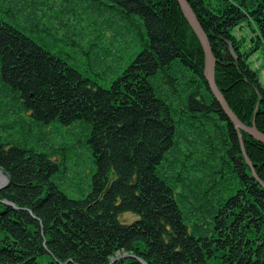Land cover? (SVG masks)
I'll return each mask as SVG.
<instances>
[{"label": "trees", "instance_id": "16d2710c", "mask_svg": "<svg viewBox=\"0 0 264 264\" xmlns=\"http://www.w3.org/2000/svg\"><path fill=\"white\" fill-rule=\"evenodd\" d=\"M187 1L213 46L219 88L264 132V87L250 62L264 50V0ZM187 22L177 0H0V169L9 178L0 199L17 205L0 203V238L9 233L18 249H0V264H110L117 252L149 264H264V188ZM246 23L250 50L233 35ZM242 134L264 182V143ZM80 159L90 172L72 166ZM78 173L87 192L73 197L61 185ZM126 212L137 219L123 222ZM28 224L40 239L36 225L46 231L47 247L28 239Z\"/></svg>", "mask_w": 264, "mask_h": 264}, {"label": "rangeland", "instance_id": "374dc122", "mask_svg": "<svg viewBox=\"0 0 264 264\" xmlns=\"http://www.w3.org/2000/svg\"><path fill=\"white\" fill-rule=\"evenodd\" d=\"M187 23H188V25L191 26V24L189 22H187ZM235 33H236V37L238 39L243 40V42H244L243 48L250 50L251 48L254 47L255 44L253 45L252 37L255 36V33L253 32V30L251 29V27L249 26L248 23L244 24L241 27H237L235 29ZM229 42L232 43V41H229ZM62 43L63 42H61V44ZM227 45H228V43H227ZM232 45H233V43H232ZM227 47H226V49H227ZM138 49L135 50V48L133 47L132 51L130 48L128 50L127 49L122 50L117 56V60L119 59L118 65L116 67H109V68L106 67V72H102L100 76H97L99 82L101 84L108 85L111 82V80L117 76L115 73L112 72V70L115 69V71L117 73L121 72L122 70L117 69V68L119 66H121L122 68L127 66L129 61L134 56L133 53H136L137 51H139ZM204 54H205V52H204ZM120 56H123L124 61H120V60H122V59H120ZM205 61H206V59H205ZM250 62H251L253 67L258 68V71L260 74V80L264 84V50H263V48H262V50L259 49L258 51H256L255 54L252 55V57L250 58ZM205 64H206V62H205ZM63 130H64V133L68 136H69L70 132L74 131V132H77V134L79 133L80 135H82L81 138H84V135L81 132L82 130L79 127H63ZM82 144H85V142H82ZM72 166L75 169H78V170L84 169L85 171L90 172V170L87 168L89 166V162L86 159L85 160L80 159V161L78 160V162L76 164L74 163ZM71 176L73 177V175H71ZM61 187L70 196L76 197V196L81 194V193H79V190H85L84 192H87V190L85 189V188H87V181L83 177V175H80V173H78V175L76 177H73V179H71V180L67 179L66 182L62 183ZM133 216H134V218H133V220H134L137 216L135 214ZM120 219L123 222H127L128 220L132 219V215L126 213V214L121 215Z\"/></svg>", "mask_w": 264, "mask_h": 264}, {"label": "water", "instance_id": "95a60500", "mask_svg": "<svg viewBox=\"0 0 264 264\" xmlns=\"http://www.w3.org/2000/svg\"><path fill=\"white\" fill-rule=\"evenodd\" d=\"M177 1L180 4L181 9L183 10V12H184L185 16L187 17L189 23L191 24L193 30L195 31V33L197 34V36L199 37V39L202 43V46H203V49L205 52V59H206V67H205L204 74H205L206 79L208 80V84H209V87L211 89V92L215 95V99L220 103V105H221L222 109L224 110L225 114L227 115L228 119L234 125H236V129L238 130L239 134L243 130L246 133H248L249 135H251L252 137H254L255 139H257L258 141L264 143V133L262 131H260L255 126V124H253L252 126L245 124L237 116V114L233 111V109L229 105L228 101L226 100L225 96L223 95L222 91L217 86L216 80H215L216 58L214 56V52L212 50L211 43L208 39V36H207L204 28L202 27L201 23L199 22L198 17L196 15V13L194 12L193 8L191 7V5L189 4V2L187 0H177ZM229 49H230L229 51H230L231 55L233 56V58L237 59L238 54L236 53L233 45L230 42H229ZM240 142H241V146H242L245 158H246L247 162L251 165V161L248 158V155L246 154V151H245L244 142L241 138V134H240ZM253 171H254V169H253ZM254 175L259 180V182H261V184L264 186V182H262L258 178V176L256 175L255 172H254ZM0 177H1V181H0V188H1L4 186L5 183L8 182V178L4 175L2 170H0ZM6 203H8V202H6ZM127 256H130V255H124L123 257H127ZM140 260L143 262L142 259H140ZM145 264H147V263H145Z\"/></svg>", "mask_w": 264, "mask_h": 264}, {"label": "bare ground", "instance_id": "6f19581e", "mask_svg": "<svg viewBox=\"0 0 264 264\" xmlns=\"http://www.w3.org/2000/svg\"><path fill=\"white\" fill-rule=\"evenodd\" d=\"M198 17V16H197ZM187 18V17H186ZM188 20V19H187ZM189 22V21H188ZM233 35H235L236 36V33L235 32H233ZM211 47H212V50H213V46L211 45ZM229 53H230V49H229V47H227V49H226ZM235 51H236V49H234ZM214 52V51H213ZM236 53H237V51H236ZM231 54V53H230ZM238 54V53H237ZM215 56V55H214ZM215 58H216V56H215ZM238 59V58H237ZM237 59H235V60H237ZM253 69H256V70H258V68H256V67H253ZM207 80V79H206ZM260 82H261V84L263 85V87H264V84H263V82L260 80ZM207 83H208V80H207ZM216 84H217V82H216ZM217 86H218V84H217ZM219 87V86H218ZM223 93V92H222ZM213 94V93H212ZM224 94V93H223ZM213 96L215 97V95L213 94ZM234 111V110H233ZM235 112V111H234ZM236 113V112H235ZM238 116V115H237ZM231 122V121H230ZM233 124V123H232ZM234 125V124H233ZM234 127L236 128V125H234ZM257 127V126H256ZM258 128V127H257ZM240 138V137H239ZM241 138H243V136L241 135ZM244 146H245V144H244ZM40 224H42V222L40 221ZM32 228H33V225H27L26 227H25V230H26V233L28 234V239H31V241L32 242H34V243H38V244H42L43 246H44V244H45V242H43L45 239H44V237H46L47 235L46 234H44V233H46V231H44L43 230V228H39L38 227V225H36V230H38L39 232H41V235H42V239H40L36 234H35V232H33V230H32ZM43 230V231H42ZM234 231V228H229L228 229V232H233ZM227 232V231H226ZM6 233V235L4 236V238H0V249H2V250H4V249H6L7 251H9V252H13V254H15L16 255V253L18 252V249L16 248V246L14 245V242H16V241H13V240H15L13 237L12 238H10L11 236H10V234L9 233H7V232H5ZM44 235V236H43ZM4 240H8V241H4ZM45 247H47L46 246V244H45ZM28 251H24V252H20L21 254L20 255H24V253H27ZM42 254H44L45 255V253H42ZM122 255H124V253L123 252H119V255L117 256V258H116V260H118V259H120V258H123L122 257ZM132 255L134 256V259L133 260H137V261H140V259H142V256L141 255H139V254H136V253H132ZM141 262V261H140ZM143 264H145V263H147V261L143 258V262H142ZM36 264V263H35Z\"/></svg>", "mask_w": 264, "mask_h": 264}]
</instances>
